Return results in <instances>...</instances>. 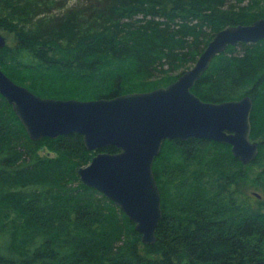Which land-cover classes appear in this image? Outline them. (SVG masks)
<instances>
[{"label":"trees","instance_id":"1","mask_svg":"<svg viewBox=\"0 0 264 264\" xmlns=\"http://www.w3.org/2000/svg\"><path fill=\"white\" fill-rule=\"evenodd\" d=\"M263 16L264 0H0V69L41 97L149 91L194 64L218 30ZM192 91L211 102L249 95L258 154L244 165L227 143L164 140L152 164L162 216L151 244L75 172L113 145L87 150L79 133L33 141L0 95V264L264 260V39L228 46Z\"/></svg>","mask_w":264,"mask_h":264},{"label":"water","instance_id":"2","mask_svg":"<svg viewBox=\"0 0 264 264\" xmlns=\"http://www.w3.org/2000/svg\"><path fill=\"white\" fill-rule=\"evenodd\" d=\"M262 39L264 16L249 24L226 26L214 34L191 68L149 91L97 99L41 97L0 69V95L33 141L79 133L87 150L113 145L115 152L97 151L75 172L82 184L95 188L123 211L143 244H151L162 216L152 164L164 140L204 138L227 143L244 165L257 156L259 143L250 138L252 98L205 101L192 87L228 46ZM5 44L0 32V49ZM249 264H264V260Z\"/></svg>","mask_w":264,"mask_h":264},{"label":"rangeland","instance_id":"3","mask_svg":"<svg viewBox=\"0 0 264 264\" xmlns=\"http://www.w3.org/2000/svg\"><path fill=\"white\" fill-rule=\"evenodd\" d=\"M0 32H3L2 30H0ZM4 33V32H3ZM193 66V63L192 64H190V63H188L187 65H186V67H188V68H190V67H192ZM262 138H257V140L258 141H260ZM40 154H44V155H50V156H52L53 155V153L52 152H47V150H44V151H40ZM253 192H255V191H253Z\"/></svg>","mask_w":264,"mask_h":264},{"label":"bare ground","instance_id":"4","mask_svg":"<svg viewBox=\"0 0 264 264\" xmlns=\"http://www.w3.org/2000/svg\"><path fill=\"white\" fill-rule=\"evenodd\" d=\"M196 60H197V59H196ZM195 62H196V61H195ZM195 62H194V63H195ZM193 65H194V64H193ZM190 68H191V67H190ZM188 69H189V68H188ZM188 69H187V70H188ZM103 98H104V97H103ZM252 102H253V101H252ZM252 104H253V103H252ZM253 193H254V192H253ZM255 193H256V192H255ZM257 194H258V193H257Z\"/></svg>","mask_w":264,"mask_h":264}]
</instances>
